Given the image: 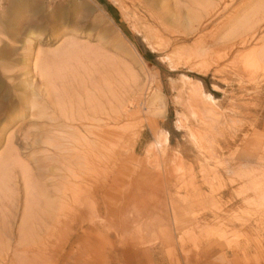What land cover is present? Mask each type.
<instances>
[{"label": "rangeland", "instance_id": "obj_1", "mask_svg": "<svg viewBox=\"0 0 264 264\" xmlns=\"http://www.w3.org/2000/svg\"><path fill=\"white\" fill-rule=\"evenodd\" d=\"M247 1L216 17L201 40L203 34L188 32L207 24L224 0L7 1L0 11V158L13 139L20 161L36 163L34 173L43 171L45 145L33 154L19 142L26 133L43 142L51 123L49 84L34 75L37 61L55 79L64 70L60 65L68 66L70 76L85 56L98 55L113 62L128 95L141 93L143 100L125 121V177L111 173L113 185L103 196L89 199L81 188L79 203L68 197L65 233L57 251L50 242L48 264H264V31L231 53L244 16L249 28L264 20V0H252L237 13ZM134 8L147 22L135 18ZM11 76L20 82L15 90L8 86ZM158 138L168 139L173 155L163 172L145 161ZM95 172L91 179H103ZM21 202L6 228L15 240ZM72 213L81 215L75 224Z\"/></svg>", "mask_w": 264, "mask_h": 264}, {"label": "bare ground", "instance_id": "obj_2", "mask_svg": "<svg viewBox=\"0 0 264 264\" xmlns=\"http://www.w3.org/2000/svg\"><path fill=\"white\" fill-rule=\"evenodd\" d=\"M238 1L224 0V5L219 7V12L211 16L207 24L203 25L200 22L187 35L196 36L203 34L199 37V40L204 39V36L207 37L206 31L212 26L215 18L238 6ZM251 1L243 2L237 8V13H240ZM146 9L152 15L153 12L147 7ZM134 12L135 18L137 17L136 19L141 21L143 17H139L136 8H134ZM142 21L147 22L145 19ZM249 21V15H245L242 20L243 32L239 35V42L231 46V53L235 52L236 49L246 48L253 44L257 40L260 31H264V20L256 21V25L255 23L254 25L251 23V28L248 26L251 22ZM156 32H158V29H156ZM155 34L158 36V33ZM187 35L185 34V36ZM212 39L214 40V35H212ZM262 39H264V35ZM123 45L128 49L127 51H130L125 43ZM259 52L261 53V51ZM96 56H85V60L80 62L79 69L76 71L72 69V75L70 76L68 66L61 63L62 65L58 69L62 70L64 68L63 72L59 70L55 71V69L50 70L52 74L56 73V75L60 72V75H57L55 79L45 74L46 70L42 61H37L35 64L33 71L36 69L37 74H33L39 76L38 78H41L42 82L46 81L47 85L49 84L47 89L48 99L45 102L48 106L47 108L53 109L49 114L50 117L48 116L47 118L51 123H49V127L47 126L43 142L33 140L34 134L32 133H26L22 139H19V142H23L25 149L29 148L30 153L32 152L33 154L38 152L40 143H42L47 148L48 154L43 159L46 160V163H40L43 171L41 170L42 172L39 174L34 173L33 170L37 166H35L36 163L26 164L20 161L19 158L22 153L18 148L14 147L13 139L9 142L11 146L10 151L7 155H2L0 158V264H48L47 252L50 242H55L53 249L57 251L58 243L63 237V233H65L62 230L63 216L65 214L62 210L64 209V205H68L66 204L68 199L71 198L76 202L77 192L81 188L85 190L89 199L96 198L97 195L103 196L113 185L108 182L109 176L112 175L111 173H122L125 177L127 154L125 152V121L131 115L133 109H140L143 100L141 93L139 94L140 96L132 98L128 95L124 78L119 73L113 71L116 70L113 62ZM71 67L73 66L71 65ZM17 79L18 77L12 78V76L8 79L10 89L15 90L17 88V85L20 83L18 82L17 84ZM22 82H26V80H22ZM5 84L8 83L1 81V87H5ZM26 84L28 85V83ZM20 85L22 86V84ZM13 90L12 92H14ZM26 93L24 94L26 95ZM13 101H16V99ZM9 108L8 112L12 109ZM46 110V108L41 109V113L45 117L48 115L45 113ZM66 130L70 133V135L68 133L69 136L64 135L63 131ZM168 143L167 138H161L158 140L157 145L155 143L157 149L154 147L155 145L153 147L150 145L151 147L146 150V156L144 155L145 161L150 168L163 172L160 167L162 164L166 165V163L170 162L173 157L167 146ZM34 161H39V159L34 157ZM39 168H41L40 165ZM211 168L213 171L214 167ZM91 171L101 173L103 179L100 181L95 179L94 181L91 179L92 176L89 175ZM169 171L170 168L165 172ZM216 172L213 171V173ZM119 183L121 184L119 187L123 189L125 180L122 179ZM22 198H24V201H22L24 203V215L21 225L19 224V238L15 240L12 238V232L6 228L12 225L10 224V219L14 216ZM68 207L70 206L68 205ZM79 219H81V215H74L72 213L69 216V221L73 224L78 222ZM2 229H4L3 232Z\"/></svg>", "mask_w": 264, "mask_h": 264}, {"label": "built area", "instance_id": "obj_3", "mask_svg": "<svg viewBox=\"0 0 264 264\" xmlns=\"http://www.w3.org/2000/svg\"><path fill=\"white\" fill-rule=\"evenodd\" d=\"M8 0H0V11L2 10V8L5 6V4L7 3ZM57 1H61V0H57Z\"/></svg>", "mask_w": 264, "mask_h": 264}, {"label": "trees", "instance_id": "obj_4", "mask_svg": "<svg viewBox=\"0 0 264 264\" xmlns=\"http://www.w3.org/2000/svg\"><path fill=\"white\" fill-rule=\"evenodd\" d=\"M109 9H110L111 13H113V14L115 15V17H117V16H116V15H117V14H116L117 12H116L115 8H113V7L111 6ZM117 19H118V18H117ZM150 57H152V56L149 54V58H150Z\"/></svg>", "mask_w": 264, "mask_h": 264}]
</instances>
